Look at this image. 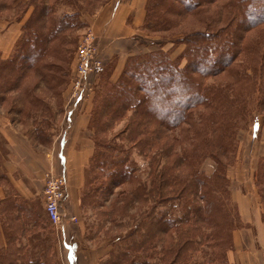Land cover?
Segmentation results:
<instances>
[{
	"label": "rangeland",
	"instance_id": "obj_1",
	"mask_svg": "<svg viewBox=\"0 0 264 264\" xmlns=\"http://www.w3.org/2000/svg\"><path fill=\"white\" fill-rule=\"evenodd\" d=\"M12 1L0 0V40L9 28H14L10 35L15 33L18 24L20 30L43 0H16L14 4L17 5L13 4L14 9H11L7 4ZM114 1L71 0L69 3L64 0H45L43 2L51 8L47 9L48 12H53L55 17L70 13L68 19L72 22L58 33L59 40L56 39L52 43L53 50L40 59L42 64L39 69L36 70V64L32 67L28 66L30 64L25 65L28 62L23 56L29 51L27 53L21 49L18 52L20 31L19 39L15 41L8 57L0 58V128L19 136L18 144L23 147L14 150L31 152L30 155L19 153L18 156L25 159L26 164H31L33 169L40 165L44 169L43 177L45 173L65 177L62 173L65 167V181L70 194L69 201L64 202L61 210V223L54 225L50 222L53 232L49 231L52 233L46 236L43 246L35 249L39 254L26 256L20 264H69V261L74 264H130L119 254L137 245L140 251L148 253L149 264H166L160 260L162 252L177 245L173 234L158 232V216L151 215L152 202L146 201L141 186L149 187L151 153L163 152L168 157L166 161L175 160L185 146V131L188 127L166 129L156 122H150L148 133H142L133 142H127V130L124 129L128 125V118L119 113L114 116L112 112L110 117L105 114L102 119L108 120L105 123L107 126L98 136L109 141L115 139L113 144L124 149V154L132 162L135 177L131 184L122 183L105 193L100 185L102 180H106L104 173L100 172L99 165L96 167L94 164L97 139L91 125L98 105L101 102L109 104L106 100L99 102L105 82L118 79L127 57L154 51L162 46V50L175 59L181 54L184 45L172 47L171 41L203 28L204 24L196 17L183 14L173 17L174 22L168 31L151 32L143 29L142 33H137L135 40L107 38L97 31L93 16ZM222 2L212 1L204 8L207 10L203 16L205 20H211L216 13H223ZM261 32V28H255L242 34L238 39L243 49L235 61L205 80L206 84L217 85L226 93L238 94L241 105L245 107L243 116L237 120L235 145L225 168L231 199L228 210L233 223L231 244L226 251L227 264H264V204L261 202L260 187L253 179L259 159L264 156V67L258 64V57L264 51ZM87 34L92 36L94 57L100 61V67L91 71L77 87L76 49ZM184 63L182 59L181 65ZM236 74L243 79H239V84L234 87ZM231 87L234 91L230 92ZM80 94L81 98L78 97ZM161 115L167 120L165 114ZM130 123H134L133 118ZM62 137L65 140L62 149L63 155H66L64 163L59 162L56 155ZM142 141L148 143L146 147L142 146ZM4 145H1L3 151L7 150ZM140 146L142 150H139ZM82 151V164L76 171L74 157ZM30 166L28 169L32 173ZM213 166V161L203 156L198 167L203 173L209 174ZM174 168L178 171V167ZM179 170L188 172L183 166ZM178 211L173 210L172 215H180ZM154 229L155 235L150 236L147 242L146 230L150 234ZM64 245L70 246L71 253ZM9 250L3 248L0 264H18L17 258L20 257L14 256L15 261L8 255ZM141 255L135 254L133 259L142 261ZM204 256L206 254L200 252L194 259H203Z\"/></svg>",
	"mask_w": 264,
	"mask_h": 264
},
{
	"label": "trees",
	"instance_id": "obj_2",
	"mask_svg": "<svg viewBox=\"0 0 264 264\" xmlns=\"http://www.w3.org/2000/svg\"><path fill=\"white\" fill-rule=\"evenodd\" d=\"M15 1L7 2V7L14 9ZM43 1L20 28L18 52L21 49L29 51L23 56L28 62L25 65L32 67L36 64V70L42 64L40 59L53 50L52 43L59 40L58 33L72 22L68 19L70 13L55 17L53 12L47 11L51 9L49 4ZM212 1L217 0H145L143 29L146 31H168L174 22L173 17L183 14L198 18L204 27L171 41L172 47L184 45L175 59L170 58L162 46L127 57L118 79L105 82L99 102L106 100L109 104L101 102L98 105L91 125L97 139L94 164L96 167L99 165L100 172L104 173L106 180H102L100 185L105 193L135 180L132 162L124 154V149L113 144L115 139L109 141L98 136L107 126L108 120L102 119L105 114L110 117L112 112L114 116L119 113L128 118L124 129L127 130V142L148 133L150 122L166 129L188 127L185 146L175 160L166 161L168 157L163 152L151 153L149 187L141 186L146 201L152 202L151 215L158 216V232L173 234L177 242L176 247L174 244L162 252L160 260L166 264H227L226 251L231 244L233 223L228 210L231 199L225 168L235 145L237 120L243 116L245 107L241 105L238 94L231 92L234 88L229 89V94L217 85L206 84L205 80L235 61L243 49L238 39L242 34L261 28L264 37V0H223V13H216L208 21L203 17L207 12L204 8ZM199 15L201 18L197 17ZM258 58V64L264 67V51ZM182 59L185 60L183 65ZM8 69L11 70L10 67ZM239 79L243 77L236 74L234 87L239 84ZM161 113L167 116V120ZM132 118L134 123H130ZM140 143L144 147L148 144ZM203 156L214 163L209 174L198 167ZM168 165L172 169L167 168ZM182 166L188 169L187 173L179 170ZM92 169L90 166L91 172ZM253 179L260 187L264 204V156L259 159ZM175 209H179L180 215H172ZM154 232L155 229L151 230L150 235L146 230L147 242L150 236L155 235ZM137 247L125 249L119 256L130 264H149L148 253ZM200 252L206 256L194 259ZM135 254H142L143 260L135 261ZM8 255L15 258L10 251Z\"/></svg>",
	"mask_w": 264,
	"mask_h": 264
},
{
	"label": "crops",
	"instance_id": "obj_3",
	"mask_svg": "<svg viewBox=\"0 0 264 264\" xmlns=\"http://www.w3.org/2000/svg\"><path fill=\"white\" fill-rule=\"evenodd\" d=\"M144 4L145 0L110 2L93 16L97 31L99 34H105L107 38L135 40L137 33L143 31ZM12 30L14 28H9L0 40V58L8 57L15 45L19 37V24L15 33L10 35ZM80 123L82 125V122ZM18 141L19 136L0 128V143L5 144L7 149L3 151L4 148L0 145V253L7 247L12 255L20 257L17 258L20 264L24 262L26 256L39 254L35 249L43 246L46 236H49L53 230L44 209L42 192L44 169L40 165L33 169L31 164H26L25 159L22 160L18 156L19 153L31 154L27 150L15 151L16 147H23L18 144ZM64 143L65 140L62 137L59 141L60 150L56 153L59 162L62 163L66 161V155H63L62 150ZM82 158L83 151L74 157L73 166L76 171L82 164ZM28 165L33 170H31L32 173L29 172ZM64 168L62 173L67 179ZM66 189L68 196L64 202L70 199L67 186ZM49 231L52 232L49 233ZM67 249L71 253L70 246H67ZM69 264L74 263L69 261Z\"/></svg>",
	"mask_w": 264,
	"mask_h": 264
},
{
	"label": "built area",
	"instance_id": "obj_4",
	"mask_svg": "<svg viewBox=\"0 0 264 264\" xmlns=\"http://www.w3.org/2000/svg\"><path fill=\"white\" fill-rule=\"evenodd\" d=\"M92 36L88 34L80 41L76 49V76L77 87L91 71H95L100 67V61L95 56V47ZM81 98V94L78 96ZM43 196L44 209L48 220L58 225L62 221L61 210L63 209V202L66 198V181L61 174L52 175L45 173L43 177Z\"/></svg>",
	"mask_w": 264,
	"mask_h": 264
}]
</instances>
